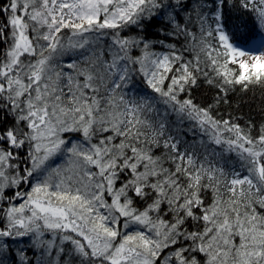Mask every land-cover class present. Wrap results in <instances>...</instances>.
Here are the masks:
<instances>
[{"label": "snow or ice", "instance_id": "1", "mask_svg": "<svg viewBox=\"0 0 264 264\" xmlns=\"http://www.w3.org/2000/svg\"><path fill=\"white\" fill-rule=\"evenodd\" d=\"M255 87L264 0H0V264H264Z\"/></svg>", "mask_w": 264, "mask_h": 264}, {"label": "trees", "instance_id": "2", "mask_svg": "<svg viewBox=\"0 0 264 264\" xmlns=\"http://www.w3.org/2000/svg\"><path fill=\"white\" fill-rule=\"evenodd\" d=\"M249 23L251 26V21H249ZM151 30L155 31V28H152ZM67 59L68 57H65V60ZM208 95L210 94L207 92L205 88H201L194 91V96L197 102L204 100L205 97ZM232 101H233V108L236 109L235 114L241 115L243 117V119L240 121L242 124L249 117H252L257 122H259L261 118V114L264 113V88L255 87L246 94H241L239 90H237L236 95L232 97ZM222 110L224 112L232 111V109H229L226 106ZM189 138H191V134H189ZM28 255L32 256V253L29 252Z\"/></svg>", "mask_w": 264, "mask_h": 264}]
</instances>
